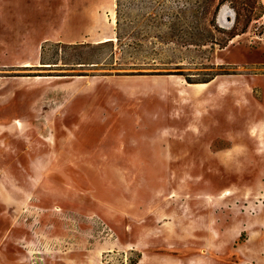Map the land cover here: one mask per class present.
Returning <instances> with one entry per match:
<instances>
[{"label":"rangeland","instance_id":"374dc122","mask_svg":"<svg viewBox=\"0 0 264 264\" xmlns=\"http://www.w3.org/2000/svg\"><path fill=\"white\" fill-rule=\"evenodd\" d=\"M239 263L264 264L258 0H0V264Z\"/></svg>","mask_w":264,"mask_h":264},{"label":"bare ground","instance_id":"6f19581e","mask_svg":"<svg viewBox=\"0 0 264 264\" xmlns=\"http://www.w3.org/2000/svg\"><path fill=\"white\" fill-rule=\"evenodd\" d=\"M109 40H114L113 38L111 37H105L103 39H101L99 42H106V41H109ZM98 42V43H99ZM207 84H194L193 87L196 89V90H199V91H202L205 89ZM250 235H252V233L250 232Z\"/></svg>","mask_w":264,"mask_h":264},{"label":"crops","instance_id":"0c3cea01","mask_svg":"<svg viewBox=\"0 0 264 264\" xmlns=\"http://www.w3.org/2000/svg\"><path fill=\"white\" fill-rule=\"evenodd\" d=\"M258 3L260 4V6L262 7L263 10V16H264V0H258ZM236 229V228H235ZM237 230V229H236ZM240 255V253H239ZM188 261L192 262V258H189ZM240 264V263H239ZM242 264V263H241Z\"/></svg>","mask_w":264,"mask_h":264},{"label":"water","instance_id":"95a60500","mask_svg":"<svg viewBox=\"0 0 264 264\" xmlns=\"http://www.w3.org/2000/svg\"><path fill=\"white\" fill-rule=\"evenodd\" d=\"M109 41H112V40H109Z\"/></svg>","mask_w":264,"mask_h":264}]
</instances>
